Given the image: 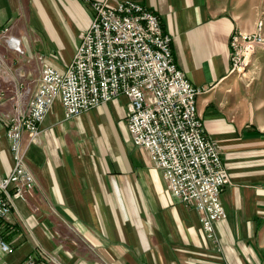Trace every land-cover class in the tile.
<instances>
[{
  "label": "crops",
  "instance_id": "obj_1",
  "mask_svg": "<svg viewBox=\"0 0 264 264\" xmlns=\"http://www.w3.org/2000/svg\"><path fill=\"white\" fill-rule=\"evenodd\" d=\"M124 1L158 17L177 69L206 90L196 110L229 177L225 219L209 239L193 207L170 196L161 172L131 141L126 98L70 119L57 101L35 145L22 134L36 186L0 221L11 248L0 264H22L28 255L36 264H264V112L257 104L264 100L253 103L251 88L232 73L239 0H0V179L14 167L9 120L26 106L43 68L66 71L94 3Z\"/></svg>",
  "mask_w": 264,
  "mask_h": 264
},
{
  "label": "built area",
  "instance_id": "obj_2",
  "mask_svg": "<svg viewBox=\"0 0 264 264\" xmlns=\"http://www.w3.org/2000/svg\"><path fill=\"white\" fill-rule=\"evenodd\" d=\"M93 9V21L66 71L45 66L26 106L9 120L6 136L14 167L0 179V221H9L13 201L36 186L26 165L22 134L26 132L29 145H35L40 125L57 101L70 119L122 96L133 145L161 172L170 196L193 207L204 235L212 239L214 224L225 219L221 195L229 177L197 115V97L206 90L191 85L177 69L171 38L152 12L131 1L114 8L96 2ZM257 29L249 38L232 36V73L242 75L247 56L256 54L251 46L245 49L248 53H240L238 40L260 44L262 23ZM11 38L5 37L6 42ZM9 253L11 248L0 237V256ZM22 264H36L35 256L28 255Z\"/></svg>",
  "mask_w": 264,
  "mask_h": 264
},
{
  "label": "rangeland",
  "instance_id": "obj_3",
  "mask_svg": "<svg viewBox=\"0 0 264 264\" xmlns=\"http://www.w3.org/2000/svg\"><path fill=\"white\" fill-rule=\"evenodd\" d=\"M238 7L242 8L241 32L242 36L252 37L258 30L257 26L262 23V41L260 44L253 43V39L238 40L240 53L246 52L248 46L254 47L255 55L247 56L245 71L242 75L233 73L239 77L252 90L253 103L264 100V0H239ZM259 54V55H258ZM250 61V62H249ZM264 112V102L257 103Z\"/></svg>",
  "mask_w": 264,
  "mask_h": 264
},
{
  "label": "water",
  "instance_id": "obj_4",
  "mask_svg": "<svg viewBox=\"0 0 264 264\" xmlns=\"http://www.w3.org/2000/svg\"><path fill=\"white\" fill-rule=\"evenodd\" d=\"M8 47H10L13 50L19 51V41L15 38H11L9 41L6 42Z\"/></svg>",
  "mask_w": 264,
  "mask_h": 264
},
{
  "label": "bare ground",
  "instance_id": "obj_5",
  "mask_svg": "<svg viewBox=\"0 0 264 264\" xmlns=\"http://www.w3.org/2000/svg\"><path fill=\"white\" fill-rule=\"evenodd\" d=\"M250 62V61H249ZM235 76V75H234Z\"/></svg>",
  "mask_w": 264,
  "mask_h": 264
}]
</instances>
